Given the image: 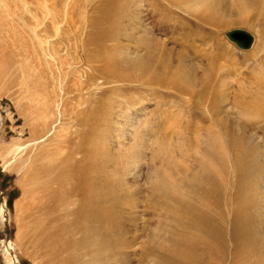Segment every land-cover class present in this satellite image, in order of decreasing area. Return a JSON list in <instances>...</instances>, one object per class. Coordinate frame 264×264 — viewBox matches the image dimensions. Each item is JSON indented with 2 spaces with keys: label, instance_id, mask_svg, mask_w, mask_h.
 Wrapping results in <instances>:
<instances>
[{
  "label": "rangeland",
  "instance_id": "obj_1",
  "mask_svg": "<svg viewBox=\"0 0 264 264\" xmlns=\"http://www.w3.org/2000/svg\"><path fill=\"white\" fill-rule=\"evenodd\" d=\"M1 1L0 264H47L39 256L40 249L24 238L28 219L23 213L26 204L23 172L50 157L56 162H80L84 154L81 148L84 150L85 145L97 150V159L105 161L106 172L127 197L119 212L123 236L126 240L139 237L132 246L123 249L127 256L120 264H141L136 254L145 234L162 218L158 215L160 209L151 207L152 194H160L153 189L155 185L157 189L163 187L166 180L162 176L166 175L179 192L193 193L185 183H180V177L181 170L190 169L191 163L194 167L200 157V149L194 147L193 140L205 135L192 130L200 122H192L190 128L186 126L187 120L176 118L185 116L188 109L184 107L185 101L177 99L182 96L174 90L120 81L89 83L91 71L96 72L102 65L85 57L86 49L94 48L86 43L91 28L88 22L99 7V0ZM114 1L119 7L114 10L109 28L117 29L122 36L121 50L116 55L140 56L143 51L138 45L149 37V2ZM199 8L200 5L171 3L159 10L167 22L163 35L155 34L158 50L163 48L173 53L183 50L188 62L205 66L215 43H222L231 56L223 60L218 52L216 62L220 74L228 78L221 89H226L230 100L237 85H247L245 78L260 54L258 48L264 38L259 39L255 19L252 27L231 25L213 30L215 39H204L207 43L194 39L191 29L195 19L190 10L197 14ZM249 10L246 17L256 13L253 8ZM232 29L251 33V46L243 49L230 41L225 34ZM183 37L184 45L179 43ZM169 55L177 60V55L170 52ZM184 58L179 63L188 69ZM202 75L201 71L195 78ZM254 123L245 130L258 146L264 164V124ZM227 125L238 127L231 122ZM254 130L256 134L252 135ZM179 149L187 152V157L180 156ZM262 175L261 190H264V171ZM9 199L12 200L8 202ZM19 202L22 207L17 210Z\"/></svg>",
  "mask_w": 264,
  "mask_h": 264
},
{
  "label": "bare ground",
  "instance_id": "obj_2",
  "mask_svg": "<svg viewBox=\"0 0 264 264\" xmlns=\"http://www.w3.org/2000/svg\"><path fill=\"white\" fill-rule=\"evenodd\" d=\"M147 1L149 37L138 45L143 54L136 57L116 55L121 50L122 36L109 26L119 4L114 0L98 1L99 7L88 22L91 28L86 42L94 48L86 49L85 57L102 65L96 72L91 71L88 81L132 82L174 90L175 94L188 98L175 97L185 101L184 107L188 109L185 116L176 118L187 120L186 126L190 128L192 122H200L192 130L196 134L202 131L205 137L193 140L194 147L200 149L194 167L191 163L188 165L191 170L188 167L181 170L180 183H185L193 193L179 192L166 175L162 176L166 180L163 187L153 188L160 194H152L151 207L160 209L158 215L162 218L145 234L136 254L138 261L141 264H264V190L260 176L264 164L258 146L245 130L254 122L264 124V0ZM171 3L200 5L197 14L190 10L195 19L191 30L194 39L204 43L208 42L206 38L215 39L213 30L231 25L252 27L253 21H258L259 39L263 37L258 48L260 54L245 78L247 85H237L230 100L226 89H221L228 78L220 74L216 62L218 52L223 60L231 56L222 43H215L205 66L188 62L183 50L175 53L158 50L155 34L163 35L167 22L159 10ZM250 8L256 13L246 17ZM185 39L179 43L184 45ZM168 51L177 55L176 61ZM183 58L188 69L179 63ZM201 71L203 75L196 79ZM230 122L238 127L231 128L227 125ZM255 134L254 130L252 135ZM82 148L80 162H56L49 156L23 172L25 178L21 181L26 187L23 213L28 219L24 238L40 249L39 256L47 264H120L127 256L123 249L139 238L126 240L122 233L119 212L127 197L108 175L105 161L97 159V150L89 145ZM178 153L182 157L188 155L182 149ZM167 161L173 164L171 159ZM21 207V202L16 203L17 210Z\"/></svg>",
  "mask_w": 264,
  "mask_h": 264
},
{
  "label": "water",
  "instance_id": "obj_3",
  "mask_svg": "<svg viewBox=\"0 0 264 264\" xmlns=\"http://www.w3.org/2000/svg\"><path fill=\"white\" fill-rule=\"evenodd\" d=\"M227 38L234 42L239 48H249L253 42V36L243 29H232L226 34Z\"/></svg>",
  "mask_w": 264,
  "mask_h": 264
},
{
  "label": "trees",
  "instance_id": "obj_4",
  "mask_svg": "<svg viewBox=\"0 0 264 264\" xmlns=\"http://www.w3.org/2000/svg\"><path fill=\"white\" fill-rule=\"evenodd\" d=\"M12 199H9L8 202H10Z\"/></svg>",
  "mask_w": 264,
  "mask_h": 264
}]
</instances>
